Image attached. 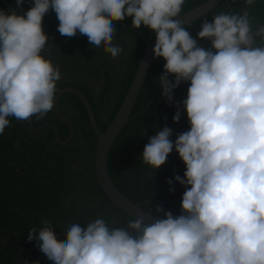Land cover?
<instances>
[{
    "label": "clouds",
    "instance_id": "obj_1",
    "mask_svg": "<svg viewBox=\"0 0 264 264\" xmlns=\"http://www.w3.org/2000/svg\"><path fill=\"white\" fill-rule=\"evenodd\" d=\"M23 3L16 0L18 8ZM184 3L34 0L23 15L0 10V135L10 117L39 119L54 107L62 72L42 54L49 39L42 22L50 8L61 35L79 32L113 59L124 51L112 43L113 22L131 17L134 28L155 32L154 58L166 61L159 84L167 102H173L182 81L190 82L182 102L190 129L173 143L165 126L142 153V164L152 172L173 149L186 165L184 177H174L185 187L182 214L174 218L168 211L147 225L131 219L125 229L110 228L103 218L86 228L73 223L63 241L44 219L27 238L54 264H264V24L254 31L248 8L222 11L212 22L204 20L197 34L211 41L205 50L176 19ZM255 3L245 0L248 6ZM180 118L178 107L173 122Z\"/></svg>",
    "mask_w": 264,
    "mask_h": 264
},
{
    "label": "trees",
    "instance_id": "obj_2",
    "mask_svg": "<svg viewBox=\"0 0 264 264\" xmlns=\"http://www.w3.org/2000/svg\"><path fill=\"white\" fill-rule=\"evenodd\" d=\"M206 1L185 0L180 15ZM228 2L230 7L223 3L185 27L197 39L198 47L211 48V41L199 39L197 34L204 20L212 22L213 17L222 11L238 13L248 8L253 30L264 24V0H256L252 6L246 5L245 0ZM33 6L34 0H24L19 8L16 0H0V10L9 14L15 11L17 15H23ZM119 22L132 26L131 17L113 24ZM58 25L56 13L50 8L42 22L49 38L42 54L60 66L62 78L57 82V89L72 87L80 90L92 106L98 127L105 132L132 84L145 51V40L135 31L114 26L116 32L112 43L124 51L113 59L102 47L93 48L87 36L79 32L73 37L61 35ZM137 30L149 42L155 39V32L149 28L141 25ZM257 43H261L259 38ZM165 63L163 58L154 61L132 119L110 149L108 158L110 176L123 195L161 219L168 211L174 218L182 214L185 187L174 177L183 178L186 165L173 149L166 163L152 172L142 164V153L149 138L165 126L173 132L170 137L173 143L178 134L190 129L182 104L187 98L190 82L180 83L174 90L173 102L169 104L162 96L159 84ZM169 80H174V76L169 75ZM177 102H180L179 106ZM58 107L73 124L75 134L65 146L52 145L45 156V150L55 141V130L51 127L35 131L29 121L10 117V126L0 135V264H54L40 251L36 240L28 241L27 238L32 227L39 230L43 226L44 219L52 223L56 237L61 241L66 239V231L73 223L86 228L87 223L103 218L110 228L125 229L128 221L133 219L108 199L97 182V136L82 101L74 94H65ZM178 107L181 118L174 123L173 116ZM46 124L57 126L60 140L68 138V126L57 118L53 109L43 118L33 116L35 127ZM169 180L173 181L171 186ZM170 187L174 192L169 191ZM157 206L163 211L157 212Z\"/></svg>",
    "mask_w": 264,
    "mask_h": 264
},
{
    "label": "water",
    "instance_id": "obj_3",
    "mask_svg": "<svg viewBox=\"0 0 264 264\" xmlns=\"http://www.w3.org/2000/svg\"><path fill=\"white\" fill-rule=\"evenodd\" d=\"M229 5L228 0H207L203 4L199 5L198 7L192 9L191 11L187 12L186 14L180 15L176 19H179L183 24L184 27L194 23L195 21L207 16L213 10H215L221 4ZM230 7V5H229ZM114 26H122L126 27L132 31L137 32L143 39L145 40L146 47L139 63L137 72L135 77L132 81V84L118 110L116 113L113 121L107 128L105 132H102L96 123V115L93 112L92 106L86 96L76 88H62L57 89V95L55 96L54 100V107L53 111L57 118L64 122L69 128V136L66 140H60L58 137V128L54 124H46L41 127H35L33 125V117L29 120L30 126L32 130L41 131L46 127H51L55 130V141L45 150L44 156L48 153L49 149L52 145L58 144L61 146H65L71 142L75 134V128L73 124L63 116L59 111V101L65 94H74L77 96L82 103L84 104L88 118L90 122V126L94 130L97 136V147L95 152V172L97 177V182L101 186L103 192L108 197V199L121 211H123L128 216L135 218H142L144 223L151 224L156 219H161L156 215L150 213L149 211L145 210L142 204L134 203L117 188L116 184L113 182L109 170H108V158L109 152L126 125L132 119V113L138 101V98L144 88L145 82L147 80L148 74L152 68V65L156 58H154L153 48L155 45L156 40L154 39L152 42H149L144 34L132 26L124 22H119L113 24ZM144 112V111H143ZM142 112V113H143ZM9 158V157H7Z\"/></svg>",
    "mask_w": 264,
    "mask_h": 264
}]
</instances>
